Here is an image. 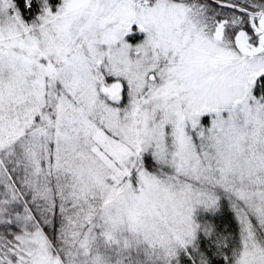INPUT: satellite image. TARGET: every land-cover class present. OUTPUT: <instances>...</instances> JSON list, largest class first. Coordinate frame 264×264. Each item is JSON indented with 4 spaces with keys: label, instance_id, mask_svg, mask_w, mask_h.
Returning <instances> with one entry per match:
<instances>
[{
    "label": "snow or ice",
    "instance_id": "1",
    "mask_svg": "<svg viewBox=\"0 0 264 264\" xmlns=\"http://www.w3.org/2000/svg\"><path fill=\"white\" fill-rule=\"evenodd\" d=\"M0 264H264V0H0Z\"/></svg>",
    "mask_w": 264,
    "mask_h": 264
}]
</instances>
